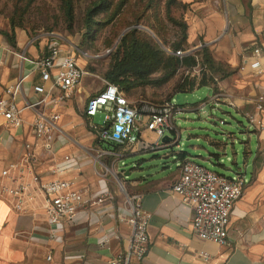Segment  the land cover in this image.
Segmentation results:
<instances>
[{"label": "crops", "instance_id": "1", "mask_svg": "<svg viewBox=\"0 0 264 264\" xmlns=\"http://www.w3.org/2000/svg\"><path fill=\"white\" fill-rule=\"evenodd\" d=\"M221 11L210 9L208 26L198 20L189 27L191 45L197 44L198 34L206 33L207 28L205 43L212 48L217 66V83L207 86L212 96L199 107L211 103L228 106L246 118L257 114L264 126V111L257 108L264 96V57L253 52L255 47L264 46V0H226L223 13L227 28L218 34ZM215 21L219 22L217 26ZM38 40L17 33L13 46L0 34V97L6 87L22 80L18 106L36 104L24 110V123L18 128L8 126L0 116V172L18 161L29 144L38 153L35 172L43 181L54 178L53 169L65 155H71L77 165L66 176L74 187L93 194L111 191L114 199L80 210L73 221L52 225L44 211L45 195L31 173L15 183L0 176V182L25 187L19 198L0 190V264H114L119 255L127 254L132 236L126 192L141 195V205L151 215L147 255L143 263L132 258L130 264H264V130L252 127L248 141L243 142L244 169L223 164L219 155L209 151L203 155L202 145L193 146L196 156L179 150L176 118V129L166 135V142L147 130L145 121L141 123V139L134 146L100 142L92 127L101 126L104 117L102 124H95L96 116L89 117L86 106L108 83L88 72L70 96L60 100L64 91L45 83L37 65L49 55L53 44L60 46L61 55L75 56L84 70L94 58L73 44L65 46L57 34L43 35ZM254 61L260 63L259 69L251 67ZM37 86H47L48 91L38 94ZM56 114L60 117L56 122L58 132L51 149H47L37 140L32 122L40 115ZM195 136L197 142L205 140L211 146L227 144L208 133ZM252 136L254 146L250 145ZM226 137L234 144L233 133H226ZM181 152L205 167H219L227 174L212 171L227 178L238 171L244 175L245 190L231 211L226 245L197 236L192 231L191 205L173 192L181 172Z\"/></svg>", "mask_w": 264, "mask_h": 264}, {"label": "rangeland", "instance_id": "2", "mask_svg": "<svg viewBox=\"0 0 264 264\" xmlns=\"http://www.w3.org/2000/svg\"><path fill=\"white\" fill-rule=\"evenodd\" d=\"M224 3L226 0H0V34L8 41L16 42L17 33H23L37 43L43 35L57 34L65 46L73 44L94 58L92 64L85 67L86 75L91 72L109 84L106 76L123 59V36L137 29L135 40H146L163 63L147 73L139 81L140 85L124 92L126 99L136 106L171 101L180 109L175 114L180 134L179 150L196 156L193 146L202 145L205 148L201 151L203 155L209 151L219 155L223 164L244 169V143L252 129L248 119L225 105L207 103L203 108L199 107L212 96L208 87L174 95L179 83L200 78L208 70L204 49L214 59L212 48L205 43L207 28L206 33L198 34L197 44L191 45L188 42L189 27L198 20L208 26L206 20L211 17L210 9L218 8L223 17L217 27L219 34L224 27L227 28ZM215 23L217 26L219 22ZM133 41H128L126 48ZM180 50L194 55L197 66L191 69L171 63L169 59L172 57L182 58L176 55ZM103 117L104 113L99 112L95 124H102ZM221 120L225 124H221ZM207 133L227 144L216 147L205 140L197 142L195 135ZM226 133H233L234 144ZM250 145H255L253 136ZM207 167L224 173L219 167ZM230 176L234 178L235 172Z\"/></svg>", "mask_w": 264, "mask_h": 264}, {"label": "built area", "instance_id": "3", "mask_svg": "<svg viewBox=\"0 0 264 264\" xmlns=\"http://www.w3.org/2000/svg\"><path fill=\"white\" fill-rule=\"evenodd\" d=\"M254 55L264 57V46L255 47ZM187 51H177L176 55L183 57ZM85 56H88L85 53ZM42 79L52 88H61L64 95L70 93L83 81L86 72L79 65L72 54L61 55L60 46L53 44L49 55L38 61ZM254 69L260 68V63H251ZM22 91V80L5 88L0 97V116L6 124L13 128L21 127L24 123L25 109L34 108L36 104L28 103L26 107L18 106L16 99ZM47 86L35 87V92L41 95L46 93ZM45 98H43V101ZM260 112L264 111V96L260 97L257 106ZM180 109L171 101L152 105L145 103L136 106L128 101L115 86L108 84L107 88L92 97L86 106L89 117L104 113V122L101 126L93 125L100 142L110 141L119 146L131 147L140 141L141 123L145 121V128L154 132L159 140L176 129L175 114ZM59 115L46 117L40 115L32 122V128L39 142L47 149H51L55 141L58 126L56 122ZM247 119L253 129L263 131L264 126L260 116L249 114ZM224 124V122H220ZM158 144H156L157 146ZM120 154H117L119 156ZM38 162V153L35 147L27 144L22 157L0 172L1 178L12 182L31 173L33 180L38 184L45 195V214L52 225L73 221L80 210L103 205L114 199L111 191L93 194L88 189H76L74 182L66 175L75 168L77 160L71 155H65L62 161L53 169L54 178L45 182L35 172ZM14 175L12 176V173ZM245 178L242 171H238L233 179H229L207 167L186 158L181 163V172L178 181L173 186V192L180 195L183 202L191 205L193 209L192 231L201 239L226 245L228 242V223L234 204L244 193ZM0 190L14 197H21L25 192L23 184L12 186L8 182H0ZM142 197L139 194H126V203L130 211L129 222L132 225V236L127 254L119 255L114 264H130L132 258L143 263L149 247L148 226L151 215L141 205ZM55 234V232H53Z\"/></svg>", "mask_w": 264, "mask_h": 264}, {"label": "trees", "instance_id": "4", "mask_svg": "<svg viewBox=\"0 0 264 264\" xmlns=\"http://www.w3.org/2000/svg\"><path fill=\"white\" fill-rule=\"evenodd\" d=\"M136 36L137 29H133L123 36L122 43L123 47H125L123 59L116 69L106 76V80L109 84L117 86L121 92L123 91V94L124 92L127 93L132 87L140 85L139 81L142 78L144 79L147 73L155 70L163 63L157 53L152 50L149 43L144 39L136 41ZM131 39L134 41L130 44L129 48H126V43ZM9 42L11 45L15 46V40L10 41L9 39ZM204 53L205 61L208 64V70L206 72L204 71L200 78L194 77L190 81L179 83L174 89V95L179 92H193L201 87H207L217 83L214 76L215 70L217 69L216 63L209 51L204 49ZM169 60H171V63H176L178 66H185L191 69L198 64L196 57L191 54L183 56L181 59L172 57ZM108 142L116 145L113 142ZM179 157L182 161L186 159L185 154L182 152L179 154Z\"/></svg>", "mask_w": 264, "mask_h": 264}, {"label": "water", "instance_id": "5", "mask_svg": "<svg viewBox=\"0 0 264 264\" xmlns=\"http://www.w3.org/2000/svg\"><path fill=\"white\" fill-rule=\"evenodd\" d=\"M167 140H169V137H168V136H164V137L162 138V141H163V142H166ZM229 179H233V177H230Z\"/></svg>", "mask_w": 264, "mask_h": 264}]
</instances>
